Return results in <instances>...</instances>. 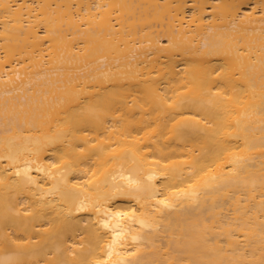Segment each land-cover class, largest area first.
I'll list each match as a JSON object with an SVG mask.
<instances>
[{"label":"bare ground","instance_id":"bare-ground-1","mask_svg":"<svg viewBox=\"0 0 264 264\" xmlns=\"http://www.w3.org/2000/svg\"><path fill=\"white\" fill-rule=\"evenodd\" d=\"M0 264H264V0H0Z\"/></svg>","mask_w":264,"mask_h":264}]
</instances>
